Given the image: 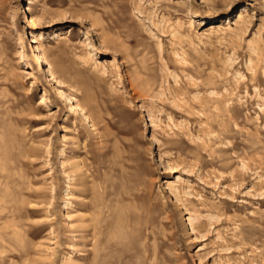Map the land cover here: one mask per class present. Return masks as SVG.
<instances>
[{
    "label": "rangeland",
    "instance_id": "1",
    "mask_svg": "<svg viewBox=\"0 0 264 264\" xmlns=\"http://www.w3.org/2000/svg\"><path fill=\"white\" fill-rule=\"evenodd\" d=\"M0 264H264V0H0Z\"/></svg>",
    "mask_w": 264,
    "mask_h": 264
},
{
    "label": "bare ground",
    "instance_id": "2",
    "mask_svg": "<svg viewBox=\"0 0 264 264\" xmlns=\"http://www.w3.org/2000/svg\"><path fill=\"white\" fill-rule=\"evenodd\" d=\"M240 17H242V16H240ZM42 20H43V18L41 17V16H33L32 17V24H34V25H39V23H41L42 22ZM89 44V43H88ZM89 46V45H88ZM51 80H54V81H58L57 80V78L53 75V74H51ZM60 85V84H59ZM64 95V94H63ZM66 97V96H65ZM68 98V100H69V102H72V106L71 107H73L74 106V108L75 109H77L78 111H80V112H82L83 113V111H84V109H82L81 107H80V105H79V103L77 102V101H75L71 96H68L67 97ZM73 101H75V102H73Z\"/></svg>",
    "mask_w": 264,
    "mask_h": 264
}]
</instances>
